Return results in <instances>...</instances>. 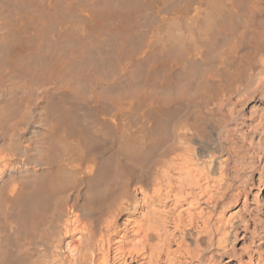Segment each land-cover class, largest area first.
<instances>
[{
  "label": "bare ground",
  "instance_id": "6f19581e",
  "mask_svg": "<svg viewBox=\"0 0 264 264\" xmlns=\"http://www.w3.org/2000/svg\"><path fill=\"white\" fill-rule=\"evenodd\" d=\"M0 264H264V0H0Z\"/></svg>",
  "mask_w": 264,
  "mask_h": 264
}]
</instances>
